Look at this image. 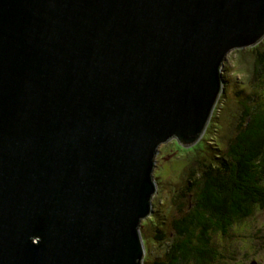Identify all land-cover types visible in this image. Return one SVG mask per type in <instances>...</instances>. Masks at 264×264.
<instances>
[{
    "label": "water",
    "instance_id": "obj_1",
    "mask_svg": "<svg viewBox=\"0 0 264 264\" xmlns=\"http://www.w3.org/2000/svg\"><path fill=\"white\" fill-rule=\"evenodd\" d=\"M263 36L264 0H0V264H143L159 145Z\"/></svg>",
    "mask_w": 264,
    "mask_h": 264
},
{
    "label": "rangeland",
    "instance_id": "obj_2",
    "mask_svg": "<svg viewBox=\"0 0 264 264\" xmlns=\"http://www.w3.org/2000/svg\"><path fill=\"white\" fill-rule=\"evenodd\" d=\"M263 49L264 36L255 45L227 53L221 68L223 88L194 147L180 146L175 139L159 145L152 176V211L139 223L145 248L143 264L164 259L175 237L173 220L185 213L193 198L185 189L188 174L193 171L197 175L204 165L222 156L237 132L242 103L251 106L257 99L263 100L264 89L257 87L253 74L256 52ZM211 244L216 251L214 264H264V209L255 207L250 216L237 220L225 233H213Z\"/></svg>",
    "mask_w": 264,
    "mask_h": 264
},
{
    "label": "trees",
    "instance_id": "obj_3",
    "mask_svg": "<svg viewBox=\"0 0 264 264\" xmlns=\"http://www.w3.org/2000/svg\"><path fill=\"white\" fill-rule=\"evenodd\" d=\"M253 74L264 89V49L256 52ZM242 105L237 132L222 156L188 174L185 189L193 198L173 220L175 237L164 259L151 264H214L213 233H225L255 207L264 209V98Z\"/></svg>",
    "mask_w": 264,
    "mask_h": 264
}]
</instances>
